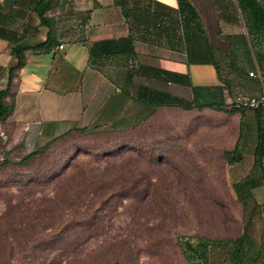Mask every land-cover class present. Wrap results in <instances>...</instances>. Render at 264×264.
Wrapping results in <instances>:
<instances>
[{"label":"rangeland","instance_id":"rangeland-1","mask_svg":"<svg viewBox=\"0 0 264 264\" xmlns=\"http://www.w3.org/2000/svg\"><path fill=\"white\" fill-rule=\"evenodd\" d=\"M260 7L264 0H253ZM247 49L234 66L245 68L248 54L253 62L257 45ZM228 109L162 111L127 131L76 130L39 143L23 163L18 150L0 146V161H11L0 165V264H196L182 252L183 236L222 239H191L208 247L205 264H264V173L256 178L247 154L255 131L241 125L244 160L228 165L223 151L237 130ZM255 179L261 185L250 186ZM240 181L248 186L235 187ZM248 192L257 215L238 239Z\"/></svg>","mask_w":264,"mask_h":264},{"label":"crops","instance_id":"crops-1","mask_svg":"<svg viewBox=\"0 0 264 264\" xmlns=\"http://www.w3.org/2000/svg\"><path fill=\"white\" fill-rule=\"evenodd\" d=\"M46 1L0 0V91L9 88L0 134L8 148L20 143L30 151L77 128L127 131L162 111H218L195 104L221 95L230 108L235 95L262 91L260 80L249 75L261 72L254 57L250 62L245 55L246 67L236 66L247 44L264 46V19L254 15L253 0L239 6L237 0ZM240 111L226 112L237 123L230 149L238 144L235 164L242 163L241 125L254 129L247 154L251 171H259L254 151L264 112Z\"/></svg>","mask_w":264,"mask_h":264},{"label":"trees","instance_id":"trees-1","mask_svg":"<svg viewBox=\"0 0 264 264\" xmlns=\"http://www.w3.org/2000/svg\"><path fill=\"white\" fill-rule=\"evenodd\" d=\"M47 2L50 4V0L46 1L45 4ZM259 10L258 11L261 12L259 14H261L262 19H264V7H260ZM43 12H44V10H42V12H40V16H41L42 20H43V17H42ZM256 50H257V55L254 53V58H255V60H256V62L258 64V67H259V69L261 71L259 73V75H260V77H262L264 79V46L263 47L259 46V47H257ZM215 69H216L218 78L220 79L221 77L219 76V71H218L217 68H215ZM220 81H221V79H220ZM8 89L9 88L7 86L4 90L0 91V120L3 119L6 116L7 112L9 111V106L2 102V98H4L7 95ZM224 106H226V104L223 101H216L214 99H211V101H209V102H202V103H196L195 104V107L197 109H199V110H201L203 107H208V108H211V109H214V110L224 111ZM240 110H243V109H238V108H235V107L231 106L228 111L229 112H234V111H240ZM262 129L263 128L261 126H259V128H258V143H257V145L255 147V151H254V167L259 166V169H260L259 171H257L258 172V174H257L258 176H256V178L259 177V173L260 172L264 173V168H263V163H262L263 154L264 153L263 152L262 153L258 152L259 148L264 143L263 139L260 136V134H263ZM76 130L85 131L87 129H85V128H77V129H75V131ZM69 133H71V132H69ZM65 134H68V133H64L62 135H65ZM2 137H3L2 134H0V146L5 145V148L7 149L6 152L7 151H11L12 149H15V150H18L20 153H22V156L19 159L18 163H23L26 160L30 159L31 157L37 155L43 148L42 146H36L34 149H32L30 151L23 152L20 149L21 146H22L20 143L15 144V145H13V146L8 148V143L7 142L1 143ZM57 137H59V136H57ZM57 137H55V138H57ZM55 138H53V139H55ZM237 145L238 144H235L234 148H232L230 150L226 149V150L223 151L224 157H225L226 162H227L228 165L235 164L240 158L239 154H238V156H237V158L235 160L233 158L234 152L238 151V153H239V149H238ZM10 162L11 161H9L8 159H6L4 157L0 161V165L9 164ZM251 182L252 183L249 184V185L250 186H254V185L260 184L262 181L255 179V180H252ZM247 184H248L247 182L240 181V182H236L235 183V187L244 188L245 186H248ZM232 188L234 190V193L236 194L234 187H232ZM248 193H249L251 198H249V200H245L244 202L240 201L241 202L242 211H243V214H244V219H243L242 232H241V234L239 236L235 237V238H238V239L245 235L246 230L249 229V227H250L249 223H252L254 218H255V216L257 215V212H256L257 203L254 201V199L252 197L253 196L252 193L251 192H248ZM236 196H237V194H236ZM245 205H246L247 208L245 207ZM263 235H264V233H263ZM191 239H193V240H195V239L196 240H203V239L208 240L209 239V240H214V241L222 240V239L200 238V237H194V236H192V237H189V236L188 237H186V236L181 237L180 245H181V247H183V251L182 252H183L185 258L187 259V261L196 262V264H205V262H200L199 260H201L202 252L206 251L208 247L204 246L202 242L195 243L196 241H194V243H193L191 241ZM205 248H206V250H205ZM188 257H190V258L188 259Z\"/></svg>","mask_w":264,"mask_h":264},{"label":"built area","instance_id":"built-area-1","mask_svg":"<svg viewBox=\"0 0 264 264\" xmlns=\"http://www.w3.org/2000/svg\"><path fill=\"white\" fill-rule=\"evenodd\" d=\"M59 48H62L63 45H59ZM250 76H255L260 80L262 85V91L258 95L244 96V95H235L230 103L233 107L238 109H248V110H256L260 109L264 112V79L260 77L257 72H250Z\"/></svg>","mask_w":264,"mask_h":264}]
</instances>
